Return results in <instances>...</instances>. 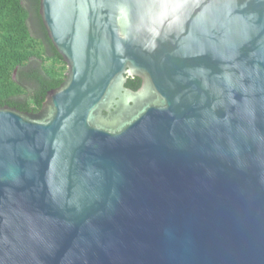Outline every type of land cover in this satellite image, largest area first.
<instances>
[{
  "label": "water",
  "instance_id": "95a60500",
  "mask_svg": "<svg viewBox=\"0 0 264 264\" xmlns=\"http://www.w3.org/2000/svg\"><path fill=\"white\" fill-rule=\"evenodd\" d=\"M39 15L67 72L0 108V264H264V0Z\"/></svg>",
  "mask_w": 264,
  "mask_h": 264
},
{
  "label": "trees",
  "instance_id": "16d2710c",
  "mask_svg": "<svg viewBox=\"0 0 264 264\" xmlns=\"http://www.w3.org/2000/svg\"><path fill=\"white\" fill-rule=\"evenodd\" d=\"M40 0H0V108L37 114L47 93L65 80L58 55L39 15ZM127 89L137 91L138 79Z\"/></svg>",
  "mask_w": 264,
  "mask_h": 264
},
{
  "label": "flooded vegetation",
  "instance_id": "af4514ba",
  "mask_svg": "<svg viewBox=\"0 0 264 264\" xmlns=\"http://www.w3.org/2000/svg\"><path fill=\"white\" fill-rule=\"evenodd\" d=\"M139 80V79H138ZM140 81V80H139ZM140 86H141V81H140Z\"/></svg>",
  "mask_w": 264,
  "mask_h": 264
}]
</instances>
